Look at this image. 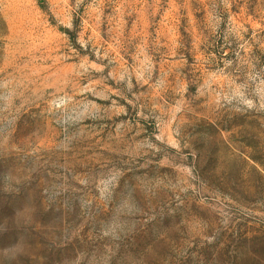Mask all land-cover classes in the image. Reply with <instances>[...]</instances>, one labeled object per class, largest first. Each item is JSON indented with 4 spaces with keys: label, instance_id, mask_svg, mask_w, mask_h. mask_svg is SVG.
Returning a JSON list of instances; mask_svg holds the SVG:
<instances>
[{
    "label": "rangeland",
    "instance_id": "rangeland-1",
    "mask_svg": "<svg viewBox=\"0 0 264 264\" xmlns=\"http://www.w3.org/2000/svg\"><path fill=\"white\" fill-rule=\"evenodd\" d=\"M0 264H264V0H0Z\"/></svg>",
    "mask_w": 264,
    "mask_h": 264
}]
</instances>
